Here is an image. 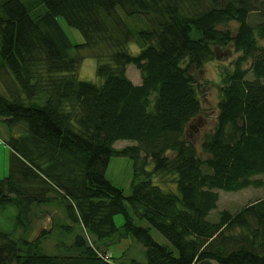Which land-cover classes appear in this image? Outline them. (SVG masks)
<instances>
[{"label":"trees","instance_id":"16d2710c","mask_svg":"<svg viewBox=\"0 0 264 264\" xmlns=\"http://www.w3.org/2000/svg\"><path fill=\"white\" fill-rule=\"evenodd\" d=\"M58 15L82 42L70 41ZM261 39L264 0H0V131L11 150L0 214L10 209L13 221L0 227V264H264ZM227 46L237 55L222 72L215 125L198 150L185 138L202 110L193 72ZM86 56L96 59L99 81L78 77ZM118 139L134 143L116 148ZM114 154L132 159L127 193L106 177ZM248 186L263 194L207 217L219 189ZM43 204L64 219L31 237ZM51 233L53 252L42 245ZM125 235L141 259L109 251Z\"/></svg>","mask_w":264,"mask_h":264},{"label":"rangeland","instance_id":"374dc122","mask_svg":"<svg viewBox=\"0 0 264 264\" xmlns=\"http://www.w3.org/2000/svg\"><path fill=\"white\" fill-rule=\"evenodd\" d=\"M37 9H39V6L34 7V10L37 11ZM256 18L257 16L253 15L251 19L255 20ZM57 19L71 42L77 43L84 40L80 30L68 24L64 16L58 15ZM236 25L237 23L235 21H230L228 23V26L230 27H234ZM260 42L264 43V39H261ZM129 46L132 50L136 49V46L133 42H131ZM236 55L237 53L232 50L230 46L224 47L223 49L217 51V55L213 59L205 61L201 69H195L193 72L202 101V110L200 114L196 115L188 123L186 127L185 138L194 141L198 150L200 148V139L203 137V134L212 131L214 128L216 115L218 112L217 102L220 96L219 85L221 84L222 72L224 69H228L232 66L231 62ZM126 72L133 82L137 83L140 81L139 70L134 64L129 63L126 67ZM77 75L81 79L99 81L100 77L96 74V59L93 56L84 57L78 65ZM249 75L251 76L250 72ZM7 135L8 133L6 129L0 131V177L4 176L8 171V159L11 150L4 142ZM132 143L134 142L128 139H118L116 142H114V146L116 148H121L126 144ZM197 152L204 155L202 151ZM105 174L113 184L123 188L124 192H129L133 177L132 159L125 155H111ZM152 179L153 181L159 182L163 185V180H165V177H162L159 174H154ZM166 183H170V181L168 180ZM167 185L169 186L170 184H165V186ZM218 192L219 199L217 207L212 209L207 215V217L210 219H217L218 211L221 208H227L231 211H234L246 202L262 195L263 188L248 186L234 191L219 189ZM36 209L38 210V214H36L31 223V237L38 233L41 228L49 229L51 227L53 218H56V216H58V219L61 221L64 219L62 217L63 215L61 209L53 204H43L39 207H36ZM2 214H0V227L4 229H11L13 225V221L10 217L11 210L2 209ZM114 219L116 224L120 225L123 221V216L118 213L114 216ZM137 221L144 225H148L146 220L137 219ZM21 230V227L18 228L17 233H19ZM150 232L157 241L171 244L169 240L156 228L151 226ZM69 239V237L65 238L66 241H69ZM116 240H113V242H116ZM133 240L134 238L131 235H125L121 237L116 243L109 245V251H111L116 257L120 255L122 256V253L125 252L123 257L126 259H129L133 256L141 259V247L136 242H133ZM55 241V235L51 233L42 239V245L46 251L53 252L56 251ZM102 247L103 246L99 245V248ZM128 248L129 252H126Z\"/></svg>","mask_w":264,"mask_h":264}]
</instances>
